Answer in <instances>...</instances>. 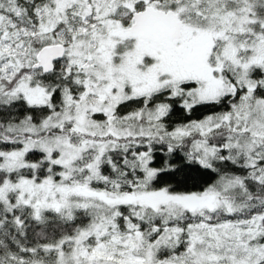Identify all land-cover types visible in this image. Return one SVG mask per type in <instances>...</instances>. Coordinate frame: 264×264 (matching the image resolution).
Returning a JSON list of instances; mask_svg holds the SVG:
<instances>
[{
    "label": "snow or ice",
    "instance_id": "obj_1",
    "mask_svg": "<svg viewBox=\"0 0 264 264\" xmlns=\"http://www.w3.org/2000/svg\"><path fill=\"white\" fill-rule=\"evenodd\" d=\"M0 264H264V0H0Z\"/></svg>",
    "mask_w": 264,
    "mask_h": 264
}]
</instances>
